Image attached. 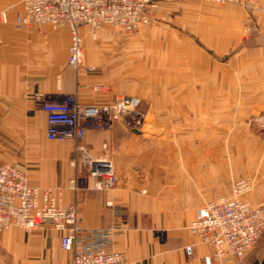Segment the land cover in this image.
Segmentation results:
<instances>
[{"label":"crops","instance_id":"1","mask_svg":"<svg viewBox=\"0 0 264 264\" xmlns=\"http://www.w3.org/2000/svg\"><path fill=\"white\" fill-rule=\"evenodd\" d=\"M22 1L0 0V11L8 16V23L0 26V164L22 168L29 184L60 189L63 202L77 206L83 228L121 229L113 249L124 253L129 264H205L210 248L187 227L209 198L230 196L234 179L254 175L252 189L242 199L264 204V132L238 135L232 149L223 145L211 151L198 149L196 134L187 137L190 145L175 148L167 135L147 133L145 122L136 132L118 122L109 130L87 131L78 142L47 139L46 114L37 94L59 98L73 93L80 104L107 105L132 89L123 74L68 67V29L16 26ZM235 1L209 5V17L197 13L195 3L184 7L209 23L204 32L216 55L236 49L222 64L223 73L229 68L226 73H246L253 79L250 85L221 88V105L212 103L211 109H221L223 126H242L251 116L264 115V0ZM172 5L162 3L161 13ZM78 33L86 34L82 27ZM84 61L90 64L85 54ZM263 122L261 118L256 124ZM76 145L94 158L111 161L110 189H95L87 167L73 161ZM60 234L1 231L0 264H70L71 253L59 247ZM258 259V253L249 251L242 260L225 263L254 264Z\"/></svg>","mask_w":264,"mask_h":264},{"label":"built area","instance_id":"2","mask_svg":"<svg viewBox=\"0 0 264 264\" xmlns=\"http://www.w3.org/2000/svg\"><path fill=\"white\" fill-rule=\"evenodd\" d=\"M170 1V0H169ZM185 1V0H182ZM209 1V0H204ZM219 4L231 0H210ZM158 0H23L22 15L14 20L16 26L48 25L70 32L67 66L91 72L84 64L79 28L88 27L96 33L103 25L131 32L147 24ZM8 23L5 11L0 12V26ZM46 114V137L49 140L78 142L87 131L109 130L121 123L128 130H139L144 113L139 101L118 96L107 105L80 104L75 94L59 98L35 96ZM77 159L87 167L97 190L110 189L114 169L108 158H94L78 145ZM72 185L74 179L69 181ZM252 179L244 177L233 182L230 196H220L205 202L202 211L188 225V231L210 248L205 264H226L240 261L257 244L264 231V204L254 206L242 199L251 189ZM108 207L112 202H106ZM25 231L51 229L60 234L59 247L70 252V264H129L124 253L113 249L117 227L85 229L81 225L77 206L64 203L60 189L52 190L29 184L24 170L13 164H0V231L10 226Z\"/></svg>","mask_w":264,"mask_h":264},{"label":"rangeland","instance_id":"3","mask_svg":"<svg viewBox=\"0 0 264 264\" xmlns=\"http://www.w3.org/2000/svg\"><path fill=\"white\" fill-rule=\"evenodd\" d=\"M187 2L195 3L197 13L209 17V5L223 6L236 1L219 4L210 0H158L151 20L134 31L103 25L93 33L88 27H82L86 32L82 36L79 34L83 55L90 63L84 61V64L93 67L91 72L86 73L123 74L132 93L121 96L139 101L138 105L144 113L143 129L153 135H167V139L173 140L175 148L190 145L187 137L196 134L198 149L211 151L224 145L225 150H230L239 143L238 135L248 136L259 130L264 132V122L260 126L256 124L264 115L257 119L251 116L242 126L221 124V109H211L212 103L221 105V88L231 90L242 87L246 82L250 85L253 79L246 73H226L229 68L223 73L222 64L236 49L223 56L216 55L207 43L209 35L204 32L205 28L209 29V23L197 19L192 14V8L184 9ZM162 3L173 4L174 8L161 13ZM238 3L248 6L241 1ZM2 11L7 15L6 10ZM20 15L22 12L16 17ZM250 27L247 31L251 33L254 30ZM240 143L245 142L241 140ZM252 146L251 156L254 155ZM245 177L252 179L253 186L254 175ZM10 228H18L25 235L59 233L51 229L25 231L13 225L7 229ZM251 251L258 253L257 261L260 262L264 257V231Z\"/></svg>","mask_w":264,"mask_h":264},{"label":"water","instance_id":"4","mask_svg":"<svg viewBox=\"0 0 264 264\" xmlns=\"http://www.w3.org/2000/svg\"><path fill=\"white\" fill-rule=\"evenodd\" d=\"M136 132V130H135ZM254 264H264V257L262 258V260L260 262L256 261Z\"/></svg>","mask_w":264,"mask_h":264}]
</instances>
